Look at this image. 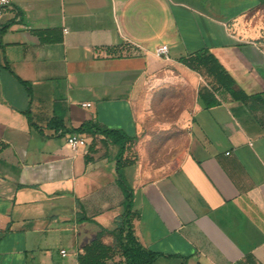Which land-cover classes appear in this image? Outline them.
Here are the masks:
<instances>
[{
  "label": "crops",
  "instance_id": "obj_1",
  "mask_svg": "<svg viewBox=\"0 0 264 264\" xmlns=\"http://www.w3.org/2000/svg\"><path fill=\"white\" fill-rule=\"evenodd\" d=\"M206 51L231 88L183 62ZM89 121L134 139L122 175L154 264H264V0H13L0 26V264H80L99 234L114 243L119 147L102 133L67 144Z\"/></svg>",
  "mask_w": 264,
  "mask_h": 264
},
{
  "label": "trees",
  "instance_id": "obj_2",
  "mask_svg": "<svg viewBox=\"0 0 264 264\" xmlns=\"http://www.w3.org/2000/svg\"><path fill=\"white\" fill-rule=\"evenodd\" d=\"M191 68L201 71L204 67L213 75L217 83L222 86L231 88L235 81L225 71L223 66L217 59L209 52L196 53L195 55L183 59ZM88 133L91 135L105 134L112 143L119 147L117 170L119 181L125 192V212L123 213L117 228L113 231L115 241L112 245H106L102 242V237H98L92 241L91 244L85 247V254L79 257L80 264H105L108 260L112 259L119 253L125 261L129 264H154L155 261L161 256L159 252L153 251L145 247L135 234L133 219L135 217L132 212V199L133 192L130 186L125 182L122 175V168L125 166L133 165L136 161V155L133 152L128 154L131 144L134 139L125 135L118 129L107 128L95 122H85L77 129L71 130V133Z\"/></svg>",
  "mask_w": 264,
  "mask_h": 264
},
{
  "label": "built area",
  "instance_id": "obj_3",
  "mask_svg": "<svg viewBox=\"0 0 264 264\" xmlns=\"http://www.w3.org/2000/svg\"><path fill=\"white\" fill-rule=\"evenodd\" d=\"M13 0H0V26H1V19L6 11L12 4ZM157 55L163 57L164 59H169L168 55V45H162L157 49ZM84 106H91L90 102L82 103ZM67 144L73 149L76 150L80 147H84L87 144L86 138L79 133H70L67 137ZM62 254H66V250H61Z\"/></svg>",
  "mask_w": 264,
  "mask_h": 264
},
{
  "label": "rangeland",
  "instance_id": "obj_4",
  "mask_svg": "<svg viewBox=\"0 0 264 264\" xmlns=\"http://www.w3.org/2000/svg\"><path fill=\"white\" fill-rule=\"evenodd\" d=\"M178 141H179L180 144H182V142H183V137H182V136H179ZM180 146H181V145H179V148H180Z\"/></svg>",
  "mask_w": 264,
  "mask_h": 264
}]
</instances>
